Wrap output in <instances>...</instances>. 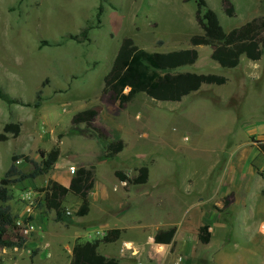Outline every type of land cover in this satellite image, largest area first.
Wrapping results in <instances>:
<instances>
[{
  "label": "rangeland",
  "instance_id": "374dc122",
  "mask_svg": "<svg viewBox=\"0 0 264 264\" xmlns=\"http://www.w3.org/2000/svg\"><path fill=\"white\" fill-rule=\"evenodd\" d=\"M204 1L227 32L264 18V0H230L236 11L233 19L226 16L222 0ZM197 10L196 0H0V89L17 103L0 99V181L12 166L28 173L32 161L45 165L57 151L65 159L75 156V151L79 157L74 159L88 166L104 163L99 157L109 144L118 142L113 136L98 141L93 129L89 131L93 138L70 130L74 126L87 130L91 114H96L94 126L99 128L101 108L113 111L104 91L119 71L123 47L134 44L162 55L165 62L193 49L192 38L202 33ZM89 27L93 30L85 41L81 33ZM194 49L199 54L197 62L174 71L222 76L227 84L203 86L178 103L155 102L144 94L133 99L123 130L115 132L129 144L121 154L122 161L98 168L99 198L93 199L90 215L98 223L81 231L68 229L69 218L81 207L70 199L66 206L71 216H64L45 233L49 238L52 230L56 232V247H67L73 241L69 235L76 234L104 245L107 233H103L105 237L96 235L103 224L126 226L128 231L118 245H101L99 253L122 264H158L165 261V256L159 257L162 251L150 255L140 245L126 241L136 242L144 226L143 237H153L151 243L156 245L154 237L159 231L176 228L175 241H180V247L167 264H264V236L260 233L264 188L222 192L228 177L225 167L237 160L233 153H238L239 145L251 152L247 166L257 168L264 162L259 149L264 142L255 141L257 135L264 137V79L249 82L245 88L242 76L255 74L246 57L241 71L228 70L213 60L215 48ZM173 66L174 61L167 64ZM251 138L258 143L253 153L252 145L246 143ZM63 158L57 176L60 169L68 168V159ZM75 169L77 173L79 169ZM145 169L149 172L147 184L135 185L133 181ZM118 171L131 183L117 180ZM260 179L264 181L263 173ZM251 180L252 176H246L247 182ZM42 189H36L41 194L38 204L44 200ZM30 190V180L9 188L17 228L8 240L24 248L0 251V264H34L37 252L30 253V234L24 235L17 226L25 214L21 195ZM106 197L113 198L109 205ZM106 215L109 221L99 222ZM24 222L30 225V218ZM203 227L210 229L208 245L199 240ZM122 244L131 248L122 250ZM70 259L65 255L62 260L67 264Z\"/></svg>",
  "mask_w": 264,
  "mask_h": 264
},
{
  "label": "trees",
  "instance_id": "16d2710c",
  "mask_svg": "<svg viewBox=\"0 0 264 264\" xmlns=\"http://www.w3.org/2000/svg\"><path fill=\"white\" fill-rule=\"evenodd\" d=\"M197 2V21L202 33L192 38L191 44L194 48L209 47L215 48L213 60L222 68L228 70L237 69L241 64L242 56L248 60L257 62L264 58V18L251 21L245 26L227 32L219 23L217 16L212 10L207 9L204 0ZM223 10L227 17L235 18L236 11L230 0H222ZM103 7H99L96 19L100 21ZM89 27L81 33L86 41L90 31ZM77 39V38H75ZM191 49L181 56L175 55L172 60L165 62L162 55L149 53L134 44H129L121 50L118 57V73L111 85L104 91L105 98L110 103H118L121 110H126L129 103L138 95L144 94L155 102H182L184 98L199 92L203 86H223L228 79L217 75H198L189 72L174 71L179 67L194 65L199 54L196 49ZM174 61V66L167 67V64ZM0 99L8 104H17L9 100L0 89ZM37 107V106H36ZM82 117L87 114H81ZM91 121L88 122L87 130H80L72 127L71 134L82 135L93 138L90 130L98 133L96 140L101 141L107 138L106 133L94 126L96 114H91ZM126 148L123 141L111 143L107 146L104 156L99 161L111 163L118 161V156ZM259 149L264 155V143L259 144ZM58 151L53 153L45 165L32 161V169L24 173L12 166L10 171L0 181V251H7L13 248L22 249L23 244H16L8 240L11 232L16 230L13 220L12 208L9 203L12 196L9 188L16 183H23L28 180H35L46 176L57 161ZM96 169H80L73 177L70 187L66 188L54 180H49L45 188L41 190L44 200L37 207L46 216L47 209H56L60 214H67L68 198L73 196L81 201V207L77 212L79 217H86L90 212V193L94 189ZM116 178L122 183H131V180L122 172L115 173ZM149 178L148 170H142L140 177L133 181L135 185H144ZM209 227L200 230L199 239L202 244H209L211 233ZM177 229L159 231L155 236V243L158 245H170L176 236ZM122 235L121 230L108 232L104 238L105 243L113 244L119 241ZM99 242H77L70 264H122L115 258H108L99 253Z\"/></svg>",
  "mask_w": 264,
  "mask_h": 264
},
{
  "label": "crops",
  "instance_id": "0c3cea01",
  "mask_svg": "<svg viewBox=\"0 0 264 264\" xmlns=\"http://www.w3.org/2000/svg\"><path fill=\"white\" fill-rule=\"evenodd\" d=\"M244 57L245 56H242L241 61L243 60ZM251 62H252L255 74L258 72L259 76L255 75V74L251 77L250 76H248V77L242 76L241 83L243 84V86L245 88H247V84L249 82H253V81L259 82V81H262L264 79V58L260 61H257V62H253V61H251ZM235 70L241 71V66H239ZM239 87L240 86L238 84L237 89H239ZM128 107L126 110H121L120 107L118 106V104L113 103V105H112L113 111L112 112H110V110L107 109L106 107H102L101 108L102 111L98 112V119H97L98 127L100 129H102L106 133L107 136H113V138L115 140L123 141L126 144L125 150L128 148L129 144L126 143L124 140H122L120 138V135H118V134L116 135V133L118 132L119 129H120V131L123 130V127L121 126L122 122H123V120L126 119V117L128 115L127 113H130V110ZM136 118L139 119L138 113H136ZM144 122H147V120L143 121V123ZM254 137L255 136H253L252 138H254ZM252 138L249 141H246V143H247V145H252V147H249V149L251 148L250 151H252V153H253V147L254 146L257 147L258 143L252 142L251 141ZM255 141L256 142L257 141L258 142H264V137L257 135L255 137ZM74 147H78V145H75ZM237 151H238V153H233L234 159L237 157V160L233 161L232 163H229L225 167L226 168L225 169L226 170L225 175L228 174V177H227V180L224 182L225 190L222 192L237 191V190H243V189L253 191L255 189L264 188V181H263V179H260L261 174L262 173L264 174V162H261V166H258L257 168L247 166L246 161L248 160L249 153H251V152H248V150L243 151L240 148V145H239V148L236 149L235 152H237ZM122 153H120L118 156L119 162L122 161L121 160L122 159L121 158ZM73 155H75V156H73ZM73 155H72L73 157L67 158L68 159V161H67L68 168L60 169V175L58 173V176H57L56 175V168L58 166L59 160H61L60 158H63L62 155H59L57 161L54 163V165L52 166V169L49 171V173L46 176L39 177L35 180H30V188L33 189L30 191L37 193L36 189L45 188L47 186L49 180H54L57 183H59L60 185L66 187V188H69L71 181L73 179V175L70 173L71 168H74V169L78 168L79 170L80 169L95 168L96 169L95 184H94V189L90 193V212H89V215L86 217H79L78 215H75L74 217L69 218V217H66V215L71 216V213L68 212V210H69L68 208H67L68 209L67 214L65 215V218L71 219V220H69L70 226L68 229L81 231L82 229L83 230L89 229L90 226H94L95 223H98V222L92 221L90 218V215L92 213L93 199L98 200V198H99V194H98L99 193V185L97 183V176H98V171H99L98 168L100 167V165L104 164L105 162L102 164L96 163V164H92V166H90V165L88 166L83 161H81V159H80V161L78 160L79 158L76 160L74 159L76 157H79L77 152L74 151ZM63 159L67 160L65 158H63ZM260 160H261V158H260ZM105 164H111V163H105ZM71 166H73V167H71ZM261 167H262V169H261ZM113 175H114V173H113ZM249 175L252 176L253 180H251L250 182H247L246 176H249ZM40 197H41V194H38L39 201L41 199ZM70 199H76L77 206L79 205V207H80L81 201L79 199H77L73 196H70L68 198V202ZM112 199L113 198L108 197L106 199L105 203L109 205V203ZM115 207H118L120 209V212H119L120 214L123 212L122 211L123 208H121L119 206H115ZM27 217L30 218V229H31L30 253L32 251L37 252V256L34 258V264H60L61 262H63L65 264V262H64L65 260H62L63 257L66 255V256H68V257L70 256V258H72L73 249H74L77 242H89V240L83 239L82 234L69 235V236H73L72 243L69 244L67 247L60 248L59 245H57L58 247H56V243H55L56 238H54V236L56 235V232H53V230H52L51 236L49 238H46L45 233L47 234L50 226L56 222L57 223L60 222L62 220V218L64 217L56 209H47V215L45 216L43 214V212H41L40 209L38 207H36L33 210L32 214H30V216H28L26 213L24 214L23 221H27L28 220ZM109 217L110 216H108V215H106L103 218L100 217L101 219L99 220V222H108ZM121 227H114V226L105 227L103 224V229L101 230L102 232L101 231H99V232H101V233L106 232L108 234V232L113 231V230H121L122 235H121L119 241H117L116 243H113V244L105 243L104 245H102V244L101 245L102 246L118 245V243L122 239L123 233L128 231V230H126V226L123 228H121ZM155 228H157V227H155ZM143 229H145L144 226H143ZM143 229H142V231H143ZM262 230H264V228L260 229L261 234H262ZM142 231H141V237L136 242H132V241H126V242L133 243L134 246H137V244L140 245L141 250H143V252H145V253H149L150 255L152 254V252L162 251L161 254H159V257L165 256V261L162 263L159 260L158 264H167L168 263L167 259L180 247V243H179L180 241H175V238L178 235L179 230L177 231L178 233H176V236L174 237V239L170 245H158L155 243V241H154V243L156 245H154L151 243V241L153 240V237H149L148 239H146V237H143ZM154 239H155V237H154ZM101 245L99 246V249L101 248ZM206 245H208V244H206ZM123 246L124 245L122 244L121 249ZM160 247H164L165 249L160 250L159 249ZM107 257L109 258V256H107ZM51 258H53V260H51ZM68 259L69 258H66V261H68ZM70 262H71V259L67 264H70ZM143 263H147V262H145L143 260ZM174 263L178 264V262H174ZM139 264H142V263L140 262ZM148 264H150V263H148Z\"/></svg>",
  "mask_w": 264,
  "mask_h": 264
},
{
  "label": "built area",
  "instance_id": "2783aa9c",
  "mask_svg": "<svg viewBox=\"0 0 264 264\" xmlns=\"http://www.w3.org/2000/svg\"><path fill=\"white\" fill-rule=\"evenodd\" d=\"M70 173L72 175H75L76 173V169L72 168L70 170ZM21 202L25 207V213L30 216V214H32L33 210L37 207L38 202H39V198H38V194L35 192H25L21 195ZM18 228L20 229L21 233H23L24 235H29L31 234V229L29 230V223L28 222H24L23 220H21L20 222H18L17 224ZM262 234L264 235V230H262ZM96 235L98 237H105V234L101 233V232H97ZM126 246H130V244H125L122 247V250H126V249H130Z\"/></svg>",
  "mask_w": 264,
  "mask_h": 264
},
{
  "label": "bare ground",
  "instance_id": "6f19581e",
  "mask_svg": "<svg viewBox=\"0 0 264 264\" xmlns=\"http://www.w3.org/2000/svg\"><path fill=\"white\" fill-rule=\"evenodd\" d=\"M126 247L131 248L130 246H126Z\"/></svg>",
  "mask_w": 264,
  "mask_h": 264
}]
</instances>
